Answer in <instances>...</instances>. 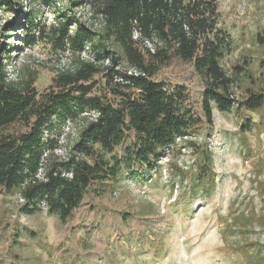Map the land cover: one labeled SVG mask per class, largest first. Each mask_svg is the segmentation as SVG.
Listing matches in <instances>:
<instances>
[{
	"label": "rangeland",
	"instance_id": "rangeland-1",
	"mask_svg": "<svg viewBox=\"0 0 264 264\" xmlns=\"http://www.w3.org/2000/svg\"><path fill=\"white\" fill-rule=\"evenodd\" d=\"M11 3L12 9L0 5V42L5 51L0 60L8 79L34 72L35 88L44 92L55 75L75 71L82 61L129 73L124 63L113 65L109 57L98 61L94 55L98 46L93 44L80 54L54 46L48 36L23 45L20 30L10 29L9 20L24 24V14L38 11L39 20L48 26L56 22L54 8L43 0ZM68 3L57 0L55 8L96 32L101 30L100 19L87 5L69 10ZM217 4L220 26L232 40L221 65L231 75L233 66L245 61L250 74L241 76L235 96L240 98L245 88L264 94V44L256 39L264 29V0H217ZM109 42L104 40V47L115 50ZM107 71L77 83L88 88L86 97L113 100ZM153 79L181 86L187 107L203 118V81L191 63L172 59ZM114 80L121 79L116 75ZM94 115L85 109L75 120L67 119L54 153L66 158L79 130ZM246 118L251 127L242 132L240 124ZM24 128L25 123L5 130ZM130 139L114 153L122 155ZM199 146L213 154L212 181L207 185L196 178ZM105 156L112 160L110 154ZM22 201L18 192L0 188V264H264V105L256 111L229 112L213 106L211 127L203 123L177 137L151 170L133 175L124 165L115 179L93 182L64 222L45 209L25 214Z\"/></svg>",
	"mask_w": 264,
	"mask_h": 264
},
{
	"label": "trees",
	"instance_id": "trees-1",
	"mask_svg": "<svg viewBox=\"0 0 264 264\" xmlns=\"http://www.w3.org/2000/svg\"><path fill=\"white\" fill-rule=\"evenodd\" d=\"M56 1L43 0L54 8L56 22L48 26L39 20L38 11L24 14V24L9 20L10 29L20 30L23 45L48 36L54 46L80 54L93 44L98 46L94 54L98 61L109 57L113 65L124 63L129 73L82 61L75 71L55 75L51 88L38 92L34 72L10 80L0 60V188L20 194L25 214L45 209L64 222L93 182L115 179L124 165L133 175L151 170L177 137L203 123L211 127L213 106L220 112L263 107L264 94L252 88H245L240 98L235 96L241 76H250L247 62L234 65L231 75L221 65L232 40L220 26L217 0H68L69 10L87 5L101 21L99 32L56 9ZM11 2L0 0V5L12 9ZM256 39L264 44V29ZM104 40L116 49L105 48ZM0 51L5 53L1 42ZM172 59L191 63L201 77L203 118L187 107L188 97L181 86L153 79ZM105 70H109L104 75L113 100L86 97L88 88L77 83ZM116 75L120 81L114 80ZM85 109L95 115L79 130L69 155L61 158L54 151L62 128L67 119L75 120ZM24 123L23 130H5ZM250 127L248 118L240 124L242 132ZM128 138L123 154L114 153ZM105 154H110L112 163ZM197 154L196 178L207 185L212 181L213 154L203 146Z\"/></svg>",
	"mask_w": 264,
	"mask_h": 264
}]
</instances>
